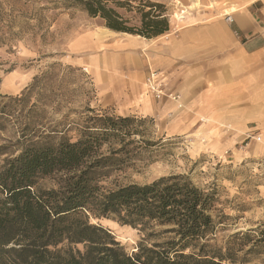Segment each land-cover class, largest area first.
Here are the masks:
<instances>
[{
    "label": "rangeland",
    "instance_id": "rangeland-1",
    "mask_svg": "<svg viewBox=\"0 0 264 264\" xmlns=\"http://www.w3.org/2000/svg\"><path fill=\"white\" fill-rule=\"evenodd\" d=\"M142 1L163 5L169 24L166 35L190 26L223 25L238 37L237 14L252 9L255 1L264 7V0ZM133 15L127 13L126 17ZM135 37L107 29L98 17L67 0H0V164L5 157L16 155L22 144L54 131L73 139L85 118L94 113L144 120L137 126L141 134L133 138V161L102 184L115 188L143 185L170 175L186 176L195 186L216 194L212 211L216 226L208 242L224 248L235 234L249 232L251 241L236 255L239 264H264V243L245 253L252 242L258 244L264 237V94L262 107L254 112L246 100L244 114L238 117L223 105L225 93L216 86L222 81L209 76L206 90L200 91L204 87L200 86L191 94L194 98L210 97L212 113L208 114L212 106L206 115L194 107H182V111L191 112L192 127L170 134L157 116H144L135 106L158 100L145 94L144 79L139 100L133 105L112 98L108 89L102 88L111 78L109 66L134 52L132 48L118 51V45L125 46L127 39H145ZM148 70L145 67L143 74ZM194 78L199 77L193 76L192 83ZM165 80L169 82L166 76ZM56 181V177L47 176L40 178L37 186L53 188ZM94 222L110 230L129 253L139 242L151 243L149 233L163 229L153 223L146 229L132 228L112 217ZM165 238L159 234L157 240ZM238 241L245 243L247 238Z\"/></svg>",
    "mask_w": 264,
    "mask_h": 264
},
{
    "label": "trees",
    "instance_id": "trees-1",
    "mask_svg": "<svg viewBox=\"0 0 264 264\" xmlns=\"http://www.w3.org/2000/svg\"><path fill=\"white\" fill-rule=\"evenodd\" d=\"M67 2L116 33L154 39L169 30L159 3ZM122 9L135 15L126 17ZM143 122L94 113L73 139L54 131L5 157L0 164V264H239L237 252L251 241V233L235 234L224 248L208 242L216 226L214 191L183 175L143 185L102 184L133 161V138L141 134L137 126ZM47 176L56 177V187L37 186ZM108 217L132 228L153 223L163 229L149 233L151 243L139 242L129 253L110 230L94 222ZM159 234L166 238L158 241ZM254 243L246 254L264 237Z\"/></svg>",
    "mask_w": 264,
    "mask_h": 264
},
{
    "label": "crops",
    "instance_id": "crops-1",
    "mask_svg": "<svg viewBox=\"0 0 264 264\" xmlns=\"http://www.w3.org/2000/svg\"><path fill=\"white\" fill-rule=\"evenodd\" d=\"M260 4L255 1L252 9L246 8L234 18L238 37L233 35L231 28L222 25L219 28L190 26L177 34H164L151 40L127 39L126 45H118L117 50L132 48L133 54L109 66L111 78L102 88L108 89L106 93L112 98L126 99L133 105L139 100L141 82L147 74H143L145 67L166 76L167 90L179 96L178 103L161 98L137 102L135 106L144 116H157L170 134H179L192 127L191 112L183 109L194 107L192 109L206 115L212 106L211 98L207 95L194 98L191 93L198 91L200 86H204L200 91H205L209 76L222 81L216 83L220 85L217 90L225 93L223 105L234 115L244 114L246 100L252 106L248 108L256 112L262 107L264 94V7ZM140 47L143 50L139 51ZM195 75L199 78H194L196 82L192 83ZM212 110L213 106L208 114Z\"/></svg>",
    "mask_w": 264,
    "mask_h": 264
},
{
    "label": "built area",
    "instance_id": "built-area-1",
    "mask_svg": "<svg viewBox=\"0 0 264 264\" xmlns=\"http://www.w3.org/2000/svg\"><path fill=\"white\" fill-rule=\"evenodd\" d=\"M145 94L153 99H167L178 103L179 96L167 90V82L165 76L157 71L149 69L144 78ZM179 105V104H178Z\"/></svg>",
    "mask_w": 264,
    "mask_h": 264
},
{
    "label": "bare ground",
    "instance_id": "bare-ground-1",
    "mask_svg": "<svg viewBox=\"0 0 264 264\" xmlns=\"http://www.w3.org/2000/svg\"><path fill=\"white\" fill-rule=\"evenodd\" d=\"M228 19L231 20L232 18L229 17ZM107 32H108V31H107ZM109 34H110V33H109ZM112 34H114V33H112ZM137 37H138V36H137Z\"/></svg>",
    "mask_w": 264,
    "mask_h": 264
}]
</instances>
